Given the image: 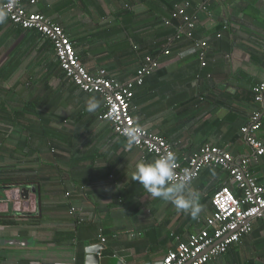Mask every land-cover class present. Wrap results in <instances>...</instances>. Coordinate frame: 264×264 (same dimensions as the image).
Masks as SVG:
<instances>
[{
    "label": "crops",
    "instance_id": "crops-1",
    "mask_svg": "<svg viewBox=\"0 0 264 264\" xmlns=\"http://www.w3.org/2000/svg\"><path fill=\"white\" fill-rule=\"evenodd\" d=\"M184 2L197 17L190 39L182 20L171 18ZM24 6L63 29L91 75L104 70L125 84L153 60L157 66L134 87L136 123L170 143L179 160L211 144L236 164L249 160V174L264 182V156L256 158L240 132L261 109L251 89L264 80V0ZM199 42L206 43L205 67L194 49ZM93 95L101 107L90 114L85 101ZM102 111V97L72 84L47 39L8 18L0 23V264H88L86 248L97 245L104 246L99 264H160L178 242L206 229L216 190L229 185L240 195L227 172L205 168L189 185L203 205L198 219L152 198L132 179L142 151L129 149L99 119ZM255 136L264 145V118ZM251 226L207 264H264V220Z\"/></svg>",
    "mask_w": 264,
    "mask_h": 264
},
{
    "label": "built area",
    "instance_id": "built-area-1",
    "mask_svg": "<svg viewBox=\"0 0 264 264\" xmlns=\"http://www.w3.org/2000/svg\"><path fill=\"white\" fill-rule=\"evenodd\" d=\"M52 0H5L1 9L7 10L8 20L24 30H33L47 39L55 52L57 62L64 75L81 92L98 94L103 99V111L99 115L101 121L110 123L113 132L120 135L122 128L137 125L133 117L136 107L132 104L134 87L141 86L144 78L149 76L157 64L146 58L143 66L137 71L136 78L129 83L121 84L108 78L106 72L101 70L96 76L91 75L80 64L77 54L63 29L54 24L47 16L27 10L24 6H35L39 2ZM154 1V0H153ZM206 3L218 0H205ZM190 3L184 2L175 5L172 19L182 20L185 37L192 38L196 27L197 17L189 13ZM164 25L170 24L164 21ZM206 43H196L202 67H205L204 48ZM165 54H169L168 51ZM253 102L261 107L249 117L248 123L240 132L246 144L254 152L256 158L264 156V145L255 134L261 127L264 118V80L252 89ZM142 151L141 159L146 155L154 158L167 152L174 151L173 146L164 138L154 135L143 128V133L133 146ZM249 160L235 163L233 156L211 144L203 145L190 157L183 160L177 158V179L187 177L195 181L205 168H216L227 172L230 184L240 193L235 196L229 185L216 190L211 199L213 212L205 221L206 229L190 236L185 242H178L175 250L168 251L161 264H207L225 254L230 247L251 233L253 219L264 220V182H258L249 174L247 166ZM66 197L69 193L65 194ZM71 214L75 212L71 208ZM104 243L105 239H101ZM35 264V263H31Z\"/></svg>",
    "mask_w": 264,
    "mask_h": 264
},
{
    "label": "clouds",
    "instance_id": "clouds-1",
    "mask_svg": "<svg viewBox=\"0 0 264 264\" xmlns=\"http://www.w3.org/2000/svg\"><path fill=\"white\" fill-rule=\"evenodd\" d=\"M7 10L0 9V23L7 19ZM101 107V100L90 96L85 101V111L95 113ZM143 133L140 125L122 128L120 135L124 137L126 145L131 149ZM177 155L167 151L150 161H139L132 173L133 181L152 197L174 206L177 212H184L193 219H198L203 211L198 192L191 190L190 179H177Z\"/></svg>",
    "mask_w": 264,
    "mask_h": 264
},
{
    "label": "water",
    "instance_id": "water-1",
    "mask_svg": "<svg viewBox=\"0 0 264 264\" xmlns=\"http://www.w3.org/2000/svg\"><path fill=\"white\" fill-rule=\"evenodd\" d=\"M103 248H104L103 245H97V246H94V247H87L86 248L88 264H99L100 250L103 249ZM117 264H120V263L117 262Z\"/></svg>",
    "mask_w": 264,
    "mask_h": 264
},
{
    "label": "trees",
    "instance_id": "trees-1",
    "mask_svg": "<svg viewBox=\"0 0 264 264\" xmlns=\"http://www.w3.org/2000/svg\"><path fill=\"white\" fill-rule=\"evenodd\" d=\"M234 193H235V192H234ZM235 196H236V197H238V196H239V194L235 193Z\"/></svg>",
    "mask_w": 264,
    "mask_h": 264
}]
</instances>
